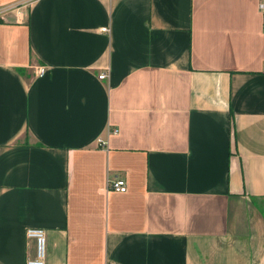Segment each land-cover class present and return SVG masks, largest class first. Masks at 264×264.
I'll list each match as a JSON object with an SVG mask.
<instances>
[{"label": "crops", "instance_id": "crops-1", "mask_svg": "<svg viewBox=\"0 0 264 264\" xmlns=\"http://www.w3.org/2000/svg\"><path fill=\"white\" fill-rule=\"evenodd\" d=\"M28 226L44 264H264L257 0H0V264Z\"/></svg>", "mask_w": 264, "mask_h": 264}, {"label": "built area", "instance_id": "built-area-1", "mask_svg": "<svg viewBox=\"0 0 264 264\" xmlns=\"http://www.w3.org/2000/svg\"><path fill=\"white\" fill-rule=\"evenodd\" d=\"M257 8L260 13V19L262 27L264 28V0H257ZM101 30H106V27H101ZM44 72V66L39 65L36 67V74L41 75ZM104 73L101 72L98 77L102 78ZM112 132L115 130L112 129ZM98 143H103L105 141L102 138L97 137ZM107 186L117 190L123 191L125 189L124 179L119 175H114L112 178L107 180ZM24 235L26 238H30L34 243V252L31 256L25 257L24 264H44V254H45V232L42 227L39 226H28L24 230Z\"/></svg>", "mask_w": 264, "mask_h": 264}, {"label": "trees", "instance_id": "trees-1", "mask_svg": "<svg viewBox=\"0 0 264 264\" xmlns=\"http://www.w3.org/2000/svg\"><path fill=\"white\" fill-rule=\"evenodd\" d=\"M229 114H231V111L229 112Z\"/></svg>", "mask_w": 264, "mask_h": 264}]
</instances>
